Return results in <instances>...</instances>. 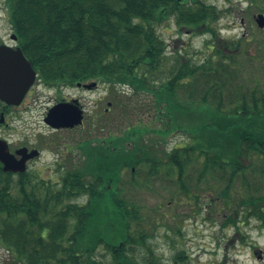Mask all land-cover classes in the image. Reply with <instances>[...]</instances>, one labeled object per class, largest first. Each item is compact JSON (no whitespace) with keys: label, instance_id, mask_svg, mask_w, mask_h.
<instances>
[{"label":"trees","instance_id":"obj_1","mask_svg":"<svg viewBox=\"0 0 264 264\" xmlns=\"http://www.w3.org/2000/svg\"><path fill=\"white\" fill-rule=\"evenodd\" d=\"M5 5L17 46L39 84H102L110 90L114 120L128 110L114 89L127 87L134 95H150L163 123L161 130L133 125L117 136L76 142L68 158L74 150L78 158L58 167L55 184L27 171L3 172L0 164V246L11 264H103L93 258L100 246L109 264H159L146 246L139 208L125 199L124 172L130 181L141 175L147 181L167 168L179 189L195 194L187 179L197 168L198 182L209 178L213 184L207 188L220 186L206 204L220 201L228 211L222 227L237 230L250 220L264 226V91L242 76L247 60L258 57L243 50V37L213 40L210 53L196 64L169 56L157 33L174 20L180 29L217 38L216 6L188 0H5ZM98 121L90 122V130L102 128ZM176 132L190 141L171 151L144 140L149 133L162 140ZM80 197L83 202L76 201ZM183 253L174 260L184 264Z\"/></svg>","mask_w":264,"mask_h":264},{"label":"rangeland","instance_id":"obj_2","mask_svg":"<svg viewBox=\"0 0 264 264\" xmlns=\"http://www.w3.org/2000/svg\"><path fill=\"white\" fill-rule=\"evenodd\" d=\"M188 1H202L217 7L220 16L212 26L218 34L217 38L207 32L180 29L174 20L167 21L158 27L157 33L166 43L168 55H179L197 64L210 53L213 40L232 42L243 37L247 42L243 50H249L258 58L247 60L242 76L250 85H256L264 91V30L256 26L253 18L258 13L264 15V0L254 3L252 0ZM10 33L12 31L5 1L0 0V35L7 38ZM236 58L241 63L245 60L244 54ZM171 64L169 62L168 66ZM114 90L123 94L128 110L122 111L121 120L112 119L113 110L110 111L102 119L101 129L90 130L88 119L95 109L94 105L108 108V100L101 101V98L107 97L109 88L98 84L95 89L85 92L87 90L75 86L50 88L36 84L24 104L7 113V127L0 128V138L8 142L11 152L21 146L37 149L39 156L27 164V172L38 181L55 184L61 173L58 167L67 166L78 158L76 150L68 158L67 151L70 149L63 146L70 147L90 136L99 139L108 134L117 136L133 125L152 130L163 128L162 121L156 117L150 95H134L127 87ZM55 91H61L59 97L79 98L82 101L84 120L81 129L54 132L44 124L46 109L58 96ZM149 139H153L156 147L165 151L186 146L190 141L186 134L178 132L162 140L149 133L144 140ZM63 152L67 153L66 158L62 157ZM198 170H189L192 177L191 180L187 179L189 188L195 194L179 189L175 185L174 171L167 168L158 177L147 181L144 175L130 181L127 172H124L122 180L125 199L139 208L147 248L153 251L159 264H182L174 260L180 252H184V264H264V226L256 220H250L248 223L242 222L237 230L222 227V219L228 211L224 213L220 201L212 202V206L206 204L215 196V192L211 191L220 186L207 188V184H213L209 178L198 182ZM262 187L264 189V184ZM76 201L83 202L84 198L80 197ZM137 253L140 256L145 254L142 246L137 248ZM93 258L97 262L109 264L107 253L101 246ZM11 261V255L0 246V264H11Z\"/></svg>","mask_w":264,"mask_h":264},{"label":"water","instance_id":"obj_3","mask_svg":"<svg viewBox=\"0 0 264 264\" xmlns=\"http://www.w3.org/2000/svg\"><path fill=\"white\" fill-rule=\"evenodd\" d=\"M256 26L264 29V15L254 17ZM14 41L16 37H11ZM36 80V73L29 61L24 57L20 48L0 46V101L6 106L17 107L21 104L28 90ZM95 83L83 85L86 89L94 87ZM80 84H78V87ZM76 103V102H75ZM75 103H59L48 110L44 123L53 129H72L82 124V111ZM1 114L0 123L3 121ZM38 151H28L22 147L14 154L9 152L8 144L0 138V163L2 171L13 174H22L26 171V162L38 156ZM15 155L20 156L19 159Z\"/></svg>","mask_w":264,"mask_h":264},{"label":"flooded vegetation","instance_id":"obj_4","mask_svg":"<svg viewBox=\"0 0 264 264\" xmlns=\"http://www.w3.org/2000/svg\"><path fill=\"white\" fill-rule=\"evenodd\" d=\"M12 37V33H10V35H8L7 36V38H3L1 35H0V46L1 45H6V46H10V47H13V48H15L16 47V41H13V39L11 38ZM34 88V87H33ZM33 88L31 89V90H29L28 92H27V94H26V96H25V98L23 99V102H22V104H21V106L24 104V102H25V100L27 99V97H29L30 96V94L32 93V90H33ZM56 93H57V95L58 94H60V92L61 91H55ZM85 92H90V91H85ZM118 92H120V91H118ZM121 93V92H120ZM107 94V97H102L101 98V101H104V100H108V93H106ZM122 94V93H121ZM60 95H58V96H56L55 98H54V100H53V102H52V104L49 106V107H47V109H46V113H45V115L47 114V112H48V110L51 108V107H53V106H55L56 104H59V103H75V105L79 108V109H81V110H83V104H82V101L78 98H72V97H69V98H66V97H59ZM111 104H110V102H108V108H104L103 110H102V107L99 105L98 106V104L97 105H94V107H95V109H94V111L89 115V119H88V121H89V123L92 121H95V122H97V120H100V119H103L104 117H106L107 115H109V113H110V109H111V106H110ZM20 107V106H19ZM19 107H17V108H19ZM0 109L2 110L1 111V113H0V117H1V114L3 115V121L0 123V128H2V127H7V124L5 123L6 122V119H7V113L11 110V109H16V107H6L3 103H1V105H0ZM83 119H84V110H83ZM52 131H54V132H57V131H69L68 129H57V130H55V129H52V128H50ZM21 147H27V146H21ZM64 148H67V149H69L70 147H65V146H63ZM28 148V150H31V149H34V148H29V147H27ZM15 151V150H14ZM13 151V152H14ZM67 153L69 154L70 153V150L69 151H67ZM67 153H65V152H63V153H61V155H62V157H64L65 158V156H66V154ZM17 159H19V157H17ZM30 162V161H29Z\"/></svg>","mask_w":264,"mask_h":264}]
</instances>
